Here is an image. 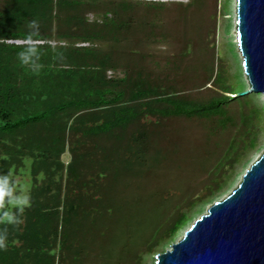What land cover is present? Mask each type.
<instances>
[{
    "label": "trees",
    "instance_id": "obj_1",
    "mask_svg": "<svg viewBox=\"0 0 264 264\" xmlns=\"http://www.w3.org/2000/svg\"><path fill=\"white\" fill-rule=\"evenodd\" d=\"M201 3L0 0V176L20 172L29 159L34 181L28 203L12 211L11 187L0 183V264H68L84 226L79 214L84 221L99 210L95 203L93 213L86 211L83 203L91 196L73 193V186L79 189L94 169L96 177L116 175L143 160L166 119L197 117L212 120L218 130L234 127L235 136L206 170L205 202L221 187L224 168L232 169L255 147L256 131L245 112H231L232 104H245L250 96L237 95L244 90L239 75L234 87L214 59H196L190 73L201 76L189 90L211 92L199 99L177 79L184 60L195 59L194 40L187 37L171 50L175 39L167 15L174 8L186 24ZM29 45L37 52L24 65L19 53ZM179 197L149 235V246L164 232V244H170L187 222L181 209L192 196ZM137 251L129 256L137 259Z\"/></svg>",
    "mask_w": 264,
    "mask_h": 264
},
{
    "label": "rangeland",
    "instance_id": "obj_2",
    "mask_svg": "<svg viewBox=\"0 0 264 264\" xmlns=\"http://www.w3.org/2000/svg\"><path fill=\"white\" fill-rule=\"evenodd\" d=\"M180 13L172 8L167 15L169 33L175 39L170 49L179 50L187 37L194 40L195 59L188 61L191 59L188 57L184 60L182 65L187 71L183 69L177 78L190 96L199 99L211 93L207 89L189 90L201 76L190 73L192 66L197 65L196 59H214L215 67L223 70L230 85H238L239 75L244 89H247L242 56L237 46L235 0H202L201 5L191 9L186 24L181 22ZM89 17L92 18V15ZM241 109L247 115L248 124L256 131V144L243 154L241 161L235 163L232 169L229 166L224 168L226 171L219 177L222 185L214 192L210 202H205L207 198L204 197L206 189L203 185L208 179L206 170L221 154L228 139L236 134L233 126L215 129L210 119H166L162 127L155 130L158 134L153 133L156 143L152 141V149L155 148L143 160L136 158L132 165H127L128 169L116 175L96 177L99 169L86 174L79 189L73 186V193L78 190L91 196L92 199L83 203L86 211L92 212L95 203L99 210L92 212L93 216L84 221L79 214L84 226L75 235L71 246L75 251L70 253L72 258L68 259V264H156L155 255L181 237L208 205L229 193L248 165L264 149V94L251 92L247 103L231 105V112L235 114ZM61 160L66 164L70 154L66 151ZM24 166L20 172L0 176V183L11 187L7 205L10 211L27 204L33 189L29 159ZM82 170L85 171V168ZM54 179L59 180L57 174ZM41 181L39 178L38 185ZM99 183L102 188L98 187ZM185 193L192 196L189 204L185 203L181 209L188 216L187 222L175 232L170 244H164L163 238L167 235L164 232L149 246L146 241L157 223L173 211L174 204L182 200L179 196ZM137 249V259L134 254L129 256Z\"/></svg>",
    "mask_w": 264,
    "mask_h": 264
},
{
    "label": "water",
    "instance_id": "obj_3",
    "mask_svg": "<svg viewBox=\"0 0 264 264\" xmlns=\"http://www.w3.org/2000/svg\"><path fill=\"white\" fill-rule=\"evenodd\" d=\"M235 28L248 84L237 95L264 94V0H235ZM155 263L264 264V149Z\"/></svg>",
    "mask_w": 264,
    "mask_h": 264
},
{
    "label": "clouds",
    "instance_id": "obj_4",
    "mask_svg": "<svg viewBox=\"0 0 264 264\" xmlns=\"http://www.w3.org/2000/svg\"><path fill=\"white\" fill-rule=\"evenodd\" d=\"M32 27H36V22L33 21L32 22ZM37 52V48L36 46L33 45H29L27 46L23 51H21L19 53V59L21 61L22 64L24 65H29L32 55L35 54ZM33 71H35V69H33ZM3 245L0 244V247H2Z\"/></svg>",
    "mask_w": 264,
    "mask_h": 264
}]
</instances>
